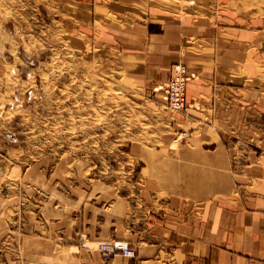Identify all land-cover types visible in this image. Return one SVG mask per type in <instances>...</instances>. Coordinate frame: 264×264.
Wrapping results in <instances>:
<instances>
[{
  "label": "crops",
  "instance_id": "1",
  "mask_svg": "<svg viewBox=\"0 0 264 264\" xmlns=\"http://www.w3.org/2000/svg\"><path fill=\"white\" fill-rule=\"evenodd\" d=\"M82 1L84 12L108 7L98 14L117 18L147 8L157 17L131 25L145 40L133 55L152 86L178 63L195 75L174 121L191 135L125 178L53 168L49 254H61L57 264H264V0H210L180 18L145 0ZM25 235L28 244L45 240ZM112 240L135 256L105 259L98 247Z\"/></svg>",
  "mask_w": 264,
  "mask_h": 264
},
{
  "label": "rangeland",
  "instance_id": "2",
  "mask_svg": "<svg viewBox=\"0 0 264 264\" xmlns=\"http://www.w3.org/2000/svg\"><path fill=\"white\" fill-rule=\"evenodd\" d=\"M145 1L179 18L210 2ZM82 4L0 0V239L9 235L8 249L0 240V264L62 262L46 239L53 168L96 169L101 178L118 170L125 178L153 161L149 155L178 150L185 140L174 142L184 130L174 125L180 114L165 104L166 80L152 86L134 57L145 40L131 25L157 17L129 7L115 28L116 15L98 14L108 7L90 13ZM25 234L45 240L28 244Z\"/></svg>",
  "mask_w": 264,
  "mask_h": 264
},
{
  "label": "built area",
  "instance_id": "3",
  "mask_svg": "<svg viewBox=\"0 0 264 264\" xmlns=\"http://www.w3.org/2000/svg\"><path fill=\"white\" fill-rule=\"evenodd\" d=\"M194 77L195 75L190 72L188 66L185 64L178 63L172 67L170 78L162 85L165 104L171 111L183 113L189 107L187 87L189 81ZM187 136L188 132H183L180 139ZM98 249L105 259H111L118 254L127 257L135 256V249L124 240L103 242L99 245Z\"/></svg>",
  "mask_w": 264,
  "mask_h": 264
},
{
  "label": "bare ground",
  "instance_id": "4",
  "mask_svg": "<svg viewBox=\"0 0 264 264\" xmlns=\"http://www.w3.org/2000/svg\"><path fill=\"white\" fill-rule=\"evenodd\" d=\"M8 67V66H7ZM6 71H9V68H6Z\"/></svg>",
  "mask_w": 264,
  "mask_h": 264
}]
</instances>
